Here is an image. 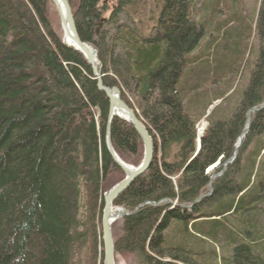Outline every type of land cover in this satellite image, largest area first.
<instances>
[{
  "label": "trees",
  "instance_id": "trees-1",
  "mask_svg": "<svg viewBox=\"0 0 264 264\" xmlns=\"http://www.w3.org/2000/svg\"><path fill=\"white\" fill-rule=\"evenodd\" d=\"M68 1L79 38L97 50L103 84L120 90L154 145L148 171L114 202L129 213L115 254L140 264H193L204 256L209 226L222 232L210 238L211 260L222 251L216 264H264V0L252 15L248 0H161L157 18L141 0ZM134 2L136 19L128 13L120 23ZM51 4L0 0V264H76L89 236L93 264H102V193L123 176L104 142L108 99L52 26ZM233 83L242 85L237 98L226 96ZM250 108L258 110L244 132ZM202 117L208 126L197 148ZM110 139L123 160L140 162L131 125L114 118ZM200 190L208 193L203 215L170 208ZM222 215L227 226L215 220ZM247 222L261 231L249 236Z\"/></svg>",
  "mask_w": 264,
  "mask_h": 264
},
{
  "label": "water",
  "instance_id": "water-1",
  "mask_svg": "<svg viewBox=\"0 0 264 264\" xmlns=\"http://www.w3.org/2000/svg\"><path fill=\"white\" fill-rule=\"evenodd\" d=\"M56 6L59 21L62 29V42L67 47L79 52L92 67V74L96 78L97 89L103 91L109 100L108 121L105 130V145L106 148L116 165H118L124 172V178L114 184L111 188L103 193V210L101 218V233H102V245H103V262L102 264H115L114 253V241L112 236V224L121 212L113 211L112 203L116 197L123 192L137 177L141 176L151 163L153 154V143L150 135L148 134L145 126L139 121L132 109H130L121 99L119 91L116 87L108 88L102 84L101 75L99 70L93 65V61L96 60L99 64L96 52L88 43L80 40L75 22L74 15L68 0H51ZM68 42V43H67ZM74 46H73V45ZM72 45V46H71ZM251 110V109H250ZM114 111H119L123 114L125 120L129 122L139 134L143 143V157L137 166H129L125 164L116 155L109 137L110 121L114 114ZM233 158H230V162ZM217 163H215L216 165Z\"/></svg>",
  "mask_w": 264,
  "mask_h": 264
},
{
  "label": "bare ground",
  "instance_id": "bare-ground-1",
  "mask_svg": "<svg viewBox=\"0 0 264 264\" xmlns=\"http://www.w3.org/2000/svg\"><path fill=\"white\" fill-rule=\"evenodd\" d=\"M78 34V33H77ZM62 39V38H61ZM81 40V39H80ZM68 43V42H67ZM86 43V42H85ZM89 44V43H88ZM73 45V44H72ZM71 45V46H72ZM74 46V45H73ZM89 46L93 49V50H95V52H96V56H97V50L93 47V45H91V44H89ZM70 48V47H69ZM70 49H72V48H70ZM73 51H75L74 49H72ZM75 52H77V51H75ZM77 53H79V52H77ZM80 54V53H79ZM81 55V54H80ZM82 57H83V59L87 62V60L84 58V56L83 55H81ZM98 59V58H97ZM88 63V62H87ZM89 64V63H88ZM90 65V64H89ZM93 65L95 66V67H97V61L96 60H94L93 61ZM90 67H91V65H90ZM91 70H92V67H91ZM97 70H99L98 68H97ZM92 72V71H91ZM100 72V71H99ZM101 75V74H100ZM92 76L94 77V79L96 80V78H95V76L92 74ZM101 81H102V79H101ZM102 84H103V81H102ZM104 85V84H103ZM105 87H108V88H112V87H115V86H106V85H104ZM97 87V86H96ZM117 88V87H116ZM118 89V88H117ZM100 91V90H99ZM118 91H119V94H120V99L130 108V109H132L133 111H134V113H135V115H136V117H137V119L139 120V121H141L142 123H143V121H142V119L140 118V117H138L137 116V114H136V112H135V110L132 108V107H130L123 99H122V97H121V93H120V90L118 89ZM103 92V91H102ZM106 96V95H105ZM108 99V98H107ZM108 103H109V100H108ZM262 107H264V100H263V102H262V104H261V106H260V108H262ZM251 109V110H250ZM248 111H246V113H245V119H246V123H248V126H246L245 128H244V132L248 129V127H249V124H250V114L251 113H254V112H256L258 109L257 108H250ZM108 111H109V105H108V109H107V115H106V121H105V130H106V125H107V121H108V119H107V117H108ZM208 112V111H207ZM114 118H119V119H121V120H123V121H125V122H127L126 120H125V118H124V116H123V114H121L119 111H114V114H113V116H112V118H111V121H110V131H111V123H112V121H113V119ZM203 118V117H202ZM202 118H200L199 120H201ZM198 120V121H199ZM198 121L196 122V124H195V130H196V140H197V148H199V146H200V142H199V140H200V138H201V136L203 135V133H204V131H205V129L207 128V124H206V122H205V120H202V123L200 124L201 126H197V123H198ZM129 125H131L129 122H127ZM143 125L145 126V124L143 123ZM132 126V125H131ZM133 127V126H132ZM201 127V128H200ZM134 128V127H133ZM145 128H146V130H147V132H148V134L150 135V133H149V131H148V129H147V127L145 126ZM135 129V128H134ZM137 132V131H136ZM138 134V133H137ZM139 135V134H138ZM241 135L242 134H240L239 135V138H241ZM109 137H110V132H109ZM140 137V136H139ZM151 137V136H150ZM141 139V138H140ZM151 139H152V137H151ZM104 142H105V135H104ZM110 142H111V139H110ZM141 143H142V140H141ZM152 143H153V140H152ZM112 145V144H111ZM237 146H238V142H237V144H236ZM105 147H106V145H105ZM113 147V146H112ZM142 148H143V143H142ZM114 149V148H113ZM106 150H107V148H106ZM115 151V150H114ZM107 152H108V150H107ZM235 152H236V149L234 150V154H235ZM115 153H116V155L121 159V161H123L125 164H127V165H129V166H137L140 162H138L137 163V165H133V164H131V163H129V162H126L125 160H123L118 154H117V152L115 151ZM153 153H154V145H153ZM108 154H109V152H108ZM234 154H233V156L231 157V158H234ZM110 155V154H109ZM111 157V156H110ZM142 157H143V150H142ZM152 158H153V154H152ZM152 158H151V163H150V165H149V167L151 166V164H152ZM112 159V158H111ZM142 159V158H141ZM141 161V160H140ZM112 162L115 164V162L112 160ZM116 165V164H115ZM120 170H121V168L118 166V165H116ZM213 166H215V163L213 164V165H211L208 169H207V171L209 170V169H211ZM149 167L145 170V172L142 174V175H144L147 171H148V169H149ZM122 171V170H121ZM122 174H123V176L121 177V178H119L118 180H116L114 183H112L111 185H109L104 191H103V193L105 192V191H107L109 188H111L114 184H116L117 182H119V181H121L123 178H124V176H125V174H124V172L122 171ZM141 175V176H142ZM141 176H139V177H141ZM139 177H137L136 179H138ZM135 179V180H136ZM134 180V181H135ZM170 180H171V182H172V185H173V187H174V190L175 191H177L178 190V187H177V183H176V179H175V177H170ZM133 181V182H134ZM132 182V183H133ZM131 183V184H132ZM130 184V185H131ZM129 185V186H130ZM128 186V187H129ZM127 187V188H128ZM126 188V189H127ZM125 189V190H126ZM124 190V191H125ZM123 191V192H124ZM208 191V190H207ZM123 192H121L117 197H116V199L123 193ZM103 193H102V206H101V210H100V227H99V231H100V240H101V247H99L98 246V248H99V252H98V257L99 258H101L102 257V262H103V245H102V233H101V218H102V210H103V206H104V202H103ZM206 196H208V193L206 192V190H200V192H199V194H197L191 201H189V202H187V203H178V201H177V199H175V200H173L172 202H171V205H170V208H174V207H181L182 209H184V210H186L188 213H192V209H195L196 211H202V214L201 215H203L204 213L203 212H207V209L205 210V208H206V204H205V199H206ZM115 199V200H116ZM115 200H114V202H115ZM112 203V207H113V211H115V212H121L120 214H119V216L115 219V221L117 220V219H121V221H122V219H123V217L124 216H128L129 215V213L128 212H126L125 211V209L122 207V206H118V205H115V203ZM148 202L146 201V202H142V203H140L139 205H137L136 207H135V209H134V212H136V211H138V210H140L141 208H143L146 204H147ZM83 205H84V203H83ZM203 210H205V211H203ZM215 220L216 221H219L222 225L223 224H225L226 226H227V224L229 223V219H226V217L225 216H217L216 218H215ZM114 221V222H115ZM114 224V223H113ZM113 224H112V226H113ZM244 225L246 226V222L244 223ZM261 226L260 225H258V223H248L247 222V227H246V230H247V232H248V234H249V236H253V235H255L256 233H259L260 231H261ZM207 230H205V236H201V239L202 240H204L203 241V244H202V247H203V253H204V256H198L197 258H193V259H190V261L191 262H193V264H216V260H220L221 259V255H222V251L221 250H216L215 251V253H216V255L215 256H217V259L216 260H211L212 258H211V256H212V253L214 252V250L212 251V250H210V249H212L213 248V246H215L216 244H215V242L213 241V240H211L210 238L211 237H213V235H214V233H213V231H215L218 235H221L222 234V232L221 233H219V231L218 230H214V229H211L210 230V227L209 226H207V228H206ZM240 231H242V230H244L242 227L239 229ZM207 231V232H206ZM222 231V230H221ZM229 234V232L226 234V235H228ZM112 236H113V234H112ZM113 241H114V237H113ZM115 253V252H114ZM99 260V259H98ZM137 260V259H136ZM166 261H168V259H165ZM137 262H138V260H137ZM118 263V260H116L115 261V264H117ZM138 264H140L139 262H138ZM232 264H234V262H232ZM236 264V263H235Z\"/></svg>",
  "mask_w": 264,
  "mask_h": 264
},
{
  "label": "rangeland",
  "instance_id": "rangeland-1",
  "mask_svg": "<svg viewBox=\"0 0 264 264\" xmlns=\"http://www.w3.org/2000/svg\"><path fill=\"white\" fill-rule=\"evenodd\" d=\"M105 1H107L109 7H111L113 5V3L115 2V0H105ZM141 1H142V3L144 4V7H145L143 9L141 7V10H146L147 11V9H150V10L153 11L154 17L157 18L158 14H159V11H160V5H161L160 2H161V0H144V2H143V0H141ZM258 2H259V0H248L247 2L244 1V6H245V8H247V11L250 13V15H252V12L255 10L256 5L258 6ZM136 4H138V3H136ZM129 7L130 8H127L128 12L126 11L124 14H120L119 15L118 21L120 23L122 21L126 22V23L129 22L130 16H131L132 19H136V13L138 12V8L135 6V2H134V5H130ZM135 10H137V11L135 12ZM229 12L230 11H226L225 14H227ZM128 13H129L130 16L127 15ZM125 14L129 18L127 16H125ZM48 17H49V19L51 21L52 26L55 28L57 34L60 35V37L62 38V29H61V25H60V21H59V16H58L57 8H56V6L54 4L50 5L49 12H48ZM253 19L255 20V15L254 14H253ZM154 21L155 20L146 23L147 25H145V29H147V27L148 28L150 27V29H151V27L154 25ZM110 27L111 26L109 25V27H106L105 30L109 32L110 31V29H109ZM147 32H148V30H147ZM229 34H235V33L230 30ZM233 37H235V36L233 35ZM247 43L252 44L253 46H251V47H255V48H256V45L258 44L254 37L247 38ZM201 44H203L205 46V45L208 44V41L206 42V39H204V37H203L202 40L200 41V45ZM194 53H196V52H194ZM245 54H246V52H245ZM230 80L231 79H229V81ZM230 87L231 88L227 89L226 96L230 97L232 95V96H235L233 98H237L238 93H240L241 90H242L241 89L242 88L241 83H239V84L238 83L237 84L233 83ZM217 89H220V88L217 87ZM220 103H221V101H220V99H218V100L213 101V105H211V106L215 107V106H217ZM211 106H210V108H211ZM210 108L207 111H210L211 110ZM205 119L206 118L203 117L201 120H199L198 123H197V126L198 125L201 126L200 124L202 123V120H205ZM205 122H206V120H205ZM206 124H207V122H206ZM131 159L132 158H129V163L132 164V162L130 161ZM81 202H83V199L81 200ZM81 210L82 211L84 210L83 206L81 207ZM82 213L84 214V211ZM121 222L122 221L119 218V219H117L114 222V224L112 226V234H113L114 238L115 237L116 238L119 237L120 234H121ZM84 243H86V244H85V246H83L81 248V250L79 252L80 253L79 256H77L75 258V259H77V261H76L77 263L76 262L75 263L76 264H93V260H92L93 259L92 258L93 245H92V241H91L90 236L86 238V242H84ZM116 260H118L117 264H138L136 259H134L132 256L126 255V254H124V255L115 254V261Z\"/></svg>",
  "mask_w": 264,
  "mask_h": 264
}]
</instances>
